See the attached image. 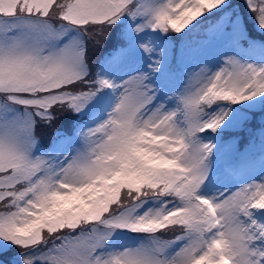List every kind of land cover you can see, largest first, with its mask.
<instances>
[{
  "label": "snow or ice",
  "instance_id": "6c2138e0",
  "mask_svg": "<svg viewBox=\"0 0 264 264\" xmlns=\"http://www.w3.org/2000/svg\"><path fill=\"white\" fill-rule=\"evenodd\" d=\"M264 31V0H245ZM227 0H0V260L3 264H264V178L205 195L215 133L228 110L264 97V65L226 56L190 75L178 104L151 107L160 69L122 84L89 77L85 40L95 44L127 16L135 32L180 34ZM104 89L119 91L106 117L65 137L59 159L36 151L38 123L84 114ZM19 109H23L20 111ZM207 116V119L204 117ZM159 207L140 209L148 201ZM143 234L108 250L118 233ZM171 234V238H165ZM17 250L14 260L5 249Z\"/></svg>",
  "mask_w": 264,
  "mask_h": 264
},
{
  "label": "rangeland",
  "instance_id": "374dc122",
  "mask_svg": "<svg viewBox=\"0 0 264 264\" xmlns=\"http://www.w3.org/2000/svg\"><path fill=\"white\" fill-rule=\"evenodd\" d=\"M245 1V0H244ZM246 4V3H245ZM247 7V5H246ZM231 13V12H230ZM127 17V16H125ZM128 30L126 31L129 42L127 46L116 55L112 61H104L103 76L107 79L114 81L116 84H122L130 76L136 75L139 72H147L148 64L152 63L148 55L140 49L139 44L150 43L154 51L151 53L153 59L160 60V69L155 74H151L150 82L153 83L158 89L157 98L151 107H155L157 104H163L167 109H173L177 107L178 101L175 94L181 93L187 83L180 85V82L174 76L172 71L168 72V62L172 54V40L167 34L160 32H152L151 30H145L141 33L135 32V23L128 18ZM199 27V26H197ZM259 31V28L256 26ZM261 31V30H260ZM209 37L204 39L200 44H197L193 49L189 50V56L186 63L189 68V75L194 72H198L201 68L207 67L209 73L218 70L223 66L226 56H236L244 63H251L254 65H264V42L260 39L247 40V29L242 21L240 15L235 16L232 20L229 18V11L225 10L218 23L211 25L208 28ZM69 38L79 37L83 39V36L75 29L69 30ZM247 40V44H244ZM242 49H245V53ZM189 80V79H188ZM99 99L93 101L84 111L88 112L95 106V104L101 99L102 94H98ZM119 91H117V98ZM117 98L111 106L110 110L117 102ZM264 97L254 98L253 101H247L241 104L246 105L248 108L258 109L263 106ZM221 109L228 110L229 114L224 119L219 129L224 127H234L238 124L244 123L245 114L241 111V107L232 106L230 104H217L211 110L206 111L209 115L219 113ZM23 111V109H19ZM108 110V112L110 111ZM107 114L99 116L96 120L90 122L87 127H92L101 122ZM207 119V116L204 117ZM99 119V120H98ZM231 128V129H232ZM260 137L264 138V128L259 132ZM215 135L209 131L205 136H199V140L203 143H210L215 146ZM66 141L59 142L52 149H45L44 145L39 146L37 144L36 151L40 154L51 153L59 159L61 150L64 148ZM236 142L230 141L225 144L218 154L210 156L209 158V181L205 182V186L202 188V192L205 195H218L221 192L227 193L235 191L239 187L251 183L259 182L264 178V166L261 169L249 170L242 175L239 180H232L225 173V169L222 168V162L224 158H231L234 160H240L244 165L251 163V159L254 157L250 153L253 147L249 144L246 148L238 152V157L234 158L236 153ZM160 201H148L140 212L146 211L148 208L159 207ZM261 214L260 212H257ZM256 213V218L258 217ZM264 216V214H261ZM261 220V219H258ZM263 221V220H261ZM140 237H139V236ZM146 237L143 234L133 233H118L113 235V238L108 242V250H119L124 247H134L137 244L144 242Z\"/></svg>",
  "mask_w": 264,
  "mask_h": 264
},
{
  "label": "trees",
  "instance_id": "16d2710c",
  "mask_svg": "<svg viewBox=\"0 0 264 264\" xmlns=\"http://www.w3.org/2000/svg\"><path fill=\"white\" fill-rule=\"evenodd\" d=\"M227 3L231 8L233 9V11L238 14L240 13L243 20L245 21L247 28H249L250 30L252 29L253 25H254V19L252 17H249V12L245 9V1L244 0H227ZM216 12V13H208L205 16L201 17L199 20H207V19H211V20H215L216 17L218 16V14L220 13ZM111 30H109L107 36L104 38L103 43L102 44H95L92 40L87 39L85 37V46H86V63L87 66H89L92 61L95 59L96 55L98 54V52L102 49H104L110 42L111 40V34H110ZM255 32V31H253ZM257 33V32H256ZM167 36H169L170 38H174L175 37V33H168ZM260 36L262 38H264L263 34H260ZM173 61V58H172ZM188 77H186V81H188ZM237 106V104H236ZM263 107H264V103H263ZM207 110V109H206ZM69 113L72 112H63L61 111V114L57 116L56 121L54 123V125L49 126L46 124H42V123H38L37 124V128H36V135L37 137H42L43 139L46 138L45 134L50 131V130H59V126L61 123H66V118L67 115ZM216 132H218L219 134V140L222 143L226 142L227 140H229L231 138V128L230 127H224L221 129H218ZM167 238H171V234L167 235ZM15 248H11V250H13ZM6 252L9 251V248L5 250ZM0 264H3L2 260H0Z\"/></svg>",
  "mask_w": 264,
  "mask_h": 264
}]
</instances>
